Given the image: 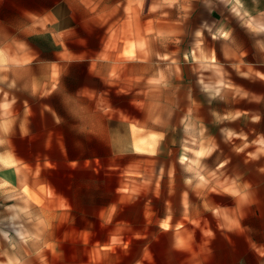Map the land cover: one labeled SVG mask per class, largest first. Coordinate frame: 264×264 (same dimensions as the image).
I'll use <instances>...</instances> for the list:
<instances>
[{
  "label": "rangeland",
  "instance_id": "1",
  "mask_svg": "<svg viewBox=\"0 0 264 264\" xmlns=\"http://www.w3.org/2000/svg\"><path fill=\"white\" fill-rule=\"evenodd\" d=\"M71 3L74 30L58 45L47 32L39 39L45 25L15 23L0 5V192L23 189L19 198L0 195V232L8 237L0 235V264H154L169 252L154 237L171 215L189 228L215 229L218 205L238 198L245 220L250 202L264 212V0ZM102 48L99 61L112 64L114 79L109 112L133 120L139 156L149 159L119 197L76 189L83 174L58 163L57 146L18 149L30 161L55 162L41 165L16 164L9 147L16 110L36 106L16 89L11 65L88 64L72 53ZM57 193L66 197L58 201ZM109 201L111 211L100 212Z\"/></svg>",
  "mask_w": 264,
  "mask_h": 264
},
{
  "label": "crops",
  "instance_id": "2",
  "mask_svg": "<svg viewBox=\"0 0 264 264\" xmlns=\"http://www.w3.org/2000/svg\"><path fill=\"white\" fill-rule=\"evenodd\" d=\"M0 5L9 6L15 23L45 25L39 32V39H46L44 33H50L61 39L54 40L56 45L74 30L76 19L71 0H0ZM103 52L104 48L72 53L73 61H87L88 64L11 65L9 76L14 79L16 89L28 92L36 106L25 103L26 107H21L19 112L16 110L10 125L9 147L14 149L10 153L12 157L14 154L16 164L41 165L55 162L30 161L28 152L18 149L57 146L60 149L58 163L83 174L76 189L87 190L88 197H94L99 189L119 197L125 195L127 186L130 187V174L149 159L139 156L144 152L138 148L141 143L133 120L128 115L114 116L109 112L106 102L112 100L114 79L110 75L112 64L99 61ZM73 75L76 80L72 83ZM69 117L74 128L72 136L66 139L65 121ZM69 148L74 150L73 154L68 152ZM96 150H107L109 157L100 159ZM99 176H103V186L98 184ZM71 189L76 190L73 185ZM72 196L84 194L72 193ZM254 196L256 199V192ZM57 197L60 201L66 196L57 193ZM254 202L248 204L247 220L241 215L239 198L230 206L218 205L215 229L189 228L186 221L183 226L176 215H171L166 224L159 221L154 243L168 244L169 252L155 256L154 264H264V228L258 229L256 225L257 219L264 220V212L257 213L256 200ZM104 204L99 211H111V202Z\"/></svg>",
  "mask_w": 264,
  "mask_h": 264
},
{
  "label": "clouds",
  "instance_id": "3",
  "mask_svg": "<svg viewBox=\"0 0 264 264\" xmlns=\"http://www.w3.org/2000/svg\"><path fill=\"white\" fill-rule=\"evenodd\" d=\"M2 80H3V78L0 77V82H2ZM71 80H72V83H73V81L76 80V77L73 75ZM76 87H79V84H77ZM65 124H66V127H67L68 134H69V136H71V134L73 132V128H74V122L71 120V117H69V119L65 121ZM22 191H23V189H20L16 193H12V190L9 187V189L6 192H0V195H4L6 199H8V198H19L21 193H22ZM0 235L4 236L5 239H8V237H7V235L5 233L0 232ZM25 243H27V241H25ZM13 247H17V245L13 244ZM4 254L5 253L0 252V255H4ZM13 264H19V261H14Z\"/></svg>",
  "mask_w": 264,
  "mask_h": 264
},
{
  "label": "snow or ice",
  "instance_id": "4",
  "mask_svg": "<svg viewBox=\"0 0 264 264\" xmlns=\"http://www.w3.org/2000/svg\"><path fill=\"white\" fill-rule=\"evenodd\" d=\"M0 163H2V159H0Z\"/></svg>",
  "mask_w": 264,
  "mask_h": 264
}]
</instances>
